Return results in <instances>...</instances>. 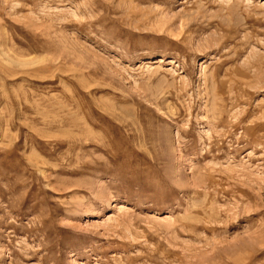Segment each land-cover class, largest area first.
<instances>
[{
  "label": "rangeland",
  "instance_id": "obj_1",
  "mask_svg": "<svg viewBox=\"0 0 264 264\" xmlns=\"http://www.w3.org/2000/svg\"><path fill=\"white\" fill-rule=\"evenodd\" d=\"M0 264H264V0H0Z\"/></svg>",
  "mask_w": 264,
  "mask_h": 264
}]
</instances>
